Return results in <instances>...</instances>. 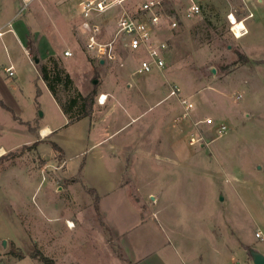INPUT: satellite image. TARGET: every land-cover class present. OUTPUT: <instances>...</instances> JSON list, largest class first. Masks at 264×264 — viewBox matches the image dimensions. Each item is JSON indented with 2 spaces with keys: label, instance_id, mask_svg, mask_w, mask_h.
<instances>
[{
  "label": "rangeland",
  "instance_id": "374dc122",
  "mask_svg": "<svg viewBox=\"0 0 264 264\" xmlns=\"http://www.w3.org/2000/svg\"><path fill=\"white\" fill-rule=\"evenodd\" d=\"M76 1L17 0L21 5L11 11L0 5V14L5 11L21 28L33 53L32 62L18 41L0 43L3 63L16 68L9 76L0 66V264H43L33 253L54 264H130L128 240L141 232L143 250L182 241L193 257L204 256L202 264L215 256L221 264H246L240 245L264 252V77L252 69L240 75L238 63L246 56L241 42L264 40V27L258 36L235 38L228 15L247 17L244 0H197L202 14L188 20L186 0L166 1V11L174 9L183 20L169 34L165 70L148 74L136 73L140 52L123 67L86 54ZM124 6L136 8L135 2ZM206 16L215 29L205 27L204 35L194 37L191 31L206 25ZM52 28L58 38L71 36L69 46L58 45L52 57L71 76L74 94L97 92L94 122L69 124L42 79L36 48ZM258 47L264 52V45ZM68 48L72 57H64ZM248 79L260 83L254 87ZM174 85L181 89L177 97L169 95ZM105 90L127 100L151 97L145 103L119 97L111 107L106 102L100 117L97 97ZM164 96L170 97L158 102ZM180 100L192 105L187 115ZM206 118L212 125L203 123ZM220 123L228 126L223 136ZM46 125L53 133L38 142V128ZM192 134L202 135L200 145L189 146ZM89 189L105 193L104 216ZM128 194L136 211L128 207ZM12 250L25 257L17 259Z\"/></svg>",
  "mask_w": 264,
  "mask_h": 264
},
{
  "label": "built area",
  "instance_id": "2783aa9c",
  "mask_svg": "<svg viewBox=\"0 0 264 264\" xmlns=\"http://www.w3.org/2000/svg\"><path fill=\"white\" fill-rule=\"evenodd\" d=\"M25 0V5H27ZM166 1L172 0H79L77 3V15L80 18V38L83 40L84 50L92 59L100 64L115 62L118 66H125L133 54L140 52L143 59L138 64L136 73L148 74L153 71H163L167 66V55L170 47V36L180 28L181 16L172 9L166 11ZM134 3V9L128 10L124 4ZM175 2V0H173ZM121 8V11H116ZM177 12V13H176ZM114 13L109 20V15ZM202 14L200 2L186 0L184 11L185 19H194ZM230 13L231 32L236 39L248 34L243 21H239L242 27L239 34L235 31L237 26L232 23ZM249 14L248 17H252ZM236 18V17H235ZM237 20V19H236ZM4 32L0 30V36ZM64 56L72 57L73 52L66 50ZM125 56V57H124ZM139 62V61H138ZM9 76H14L12 67L6 69ZM181 89L174 85L169 95L177 97ZM108 95H99L97 102L105 105ZM186 115L192 111V105L187 100H180ZM203 123L212 125L213 120L206 118ZM228 132V126L224 123L218 125V134L223 136ZM202 135L192 134L188 140L190 146L200 145ZM256 237L262 239V233L258 231Z\"/></svg>",
  "mask_w": 264,
  "mask_h": 264
},
{
  "label": "crops",
  "instance_id": "0c3cea01",
  "mask_svg": "<svg viewBox=\"0 0 264 264\" xmlns=\"http://www.w3.org/2000/svg\"><path fill=\"white\" fill-rule=\"evenodd\" d=\"M5 1L6 0H0V5H3V7H5V6L9 7L10 11H11V8H17V6L21 5L20 3L17 2V0L16 1L8 0L7 2H5ZM78 1L79 0L76 1V6H75V10H76L75 13L76 14H77V3H78ZM244 3L246 5V7L248 8L249 14H252L253 16L248 17L249 15H247V17L243 18L242 20H238L236 18L237 21H243V24L246 26V28L248 30V34L243 36L242 38H240L241 40L244 38L248 39V37L252 36L253 34H254V36H255V34H257V36H258L259 33H261V29L263 30V27H264V0H244ZM256 12L259 13L258 18H257V21L253 22V20L256 17ZM4 15H6L5 11L3 12V14L2 13L0 14V30L4 32L3 36H0V43L3 45H9L10 46L11 44L15 45L18 41L21 44L20 47L23 49L26 57L30 61H32V57L30 55V46L27 47L26 36L21 35L22 34L21 28L18 25H16V26H15V24L12 25V22H10L11 19L5 18ZM51 30H52L51 36L50 37L45 36V38L43 37L42 41L39 43V45H37V48H36L38 55H39V57L43 63H45V61L47 60L48 57L52 56V53L56 50L58 45L69 46L68 38L70 39L71 36L68 35L67 36L68 38H63V37L58 38L55 35L56 31L53 28ZM8 35H10V36L8 39H6V37ZM263 42H264V40H260L259 38H258V40L251 38L250 40H246V41L241 42L242 53L246 55L249 62L244 64V65H240V66H242L240 68V72H242V73H240V75L248 74V71L252 69V70L256 71V73L259 74L260 77H264V52L260 51L261 47H258V44L264 45ZM64 57H66V56H64ZM1 65H2L5 72H6L7 68L12 67L13 71H14V76L16 75L15 66H13L12 63H9V65L4 64L3 63V55L0 51V66ZM248 81L252 84L251 86H254V87L258 86L260 83V80L258 81L257 79L256 80L248 79ZM244 83H245V81L243 80L242 84H244ZM127 86L132 87V83H129ZM102 94L108 95L107 96V105H109V107H111V105L113 103H115V101L119 100V97H121V99L125 98V97L119 96V93L114 96L113 94L108 92V90L100 92L98 94V96L102 95ZM148 97L150 98L151 96L148 95ZM169 97L164 96L163 99H160L158 102H161V100H164V99H168ZM149 98H147V96L143 97V98H137V97L132 98L131 97L129 100H127L126 98H125V100L127 101L126 103H128V102L129 103H134V102L145 103V101H147ZM121 99H120V101H121ZM109 107L104 108L103 105H100L97 107L98 109L100 108V110L104 111L100 114V117L103 113L106 112V110ZM132 110H133V108H132ZM166 112H168V111H166ZM91 116H93V115H91ZM85 119H88L90 122H94L93 120H91L92 119L91 117L85 118ZM43 131H45V134L42 133ZM38 132H39L40 138L37 141L41 142L43 138H45V137L47 138V137H49V135H51L53 133V129L49 125H46L43 127H39ZM168 133L174 134L171 131H168ZM62 151H63V149H62ZM113 155H114V153L111 154V156H113ZM166 159L162 160V161H164L165 164L169 163V160H171V158H166ZM112 160H115V159H112ZM116 161L118 162L117 165H119L123 160L118 159ZM124 185L125 184H120V186H124ZM104 194L99 193V195H98V192L96 191V195H98V197L100 198V201L98 198V208H99L100 213L103 216L106 214L105 210H101V205L103 208V203H102L103 199L102 198H103V196H106ZM151 198H152V200H154V198H155L154 195H152ZM126 202L128 204V207H132L136 211V209L138 207H137L136 203H134V201L132 200V197L130 196V194H128V196L126 198ZM107 207H109V206H107ZM154 219L157 221L156 218H154ZM69 222H71V221H69ZM110 229L115 234L113 227H110ZM142 234L144 235V232L130 236L131 238H129V240H128V244H129L128 263H130V264H191L192 260H194V259L196 260V262L200 261V264L203 263L202 259H204V256L202 254L198 253L197 256L193 257V254H192V251H190L191 249L189 248V245H187V244L184 245L183 243H185V242H182V241H181V243H179L178 241L175 242V241L165 240L164 242L160 243L158 246L153 245L151 249L143 250V247H145V246H143V243H145V242H143ZM209 246H210V249L213 250V253H214L213 255H216V253H217L216 244L212 242V244H210ZM247 247L248 246H246V245H244V246L240 245V249H242L245 253V255L242 256L243 257L242 260L245 261L246 264H248L249 262L252 263V261L250 259H247L249 257ZM253 248L260 251L264 255V252H262L261 250L257 249L256 247H253ZM210 258H209V262L211 261ZM211 264H221V262L218 261V256L217 257L215 256V258L212 259ZM232 264H239V263L234 262Z\"/></svg>",
  "mask_w": 264,
  "mask_h": 264
},
{
  "label": "trees",
  "instance_id": "16d2710c",
  "mask_svg": "<svg viewBox=\"0 0 264 264\" xmlns=\"http://www.w3.org/2000/svg\"><path fill=\"white\" fill-rule=\"evenodd\" d=\"M204 19L206 25L195 26L194 29L191 31L194 37H198L201 32H203L204 35L205 27L207 28V30L208 28H214V26H211L212 23L209 17L206 16L204 17ZM206 35H208V33ZM32 54V47H30V55L32 56ZM248 62L249 60L246 56H241V61H238L240 65H244ZM41 75L44 83L46 84L48 90L50 91L58 105L60 106L69 124L84 118L91 117L93 107L96 103V90H93L85 95L81 93L74 94L75 87L71 76L63 68H61L59 61L52 56L48 57L45 63H43ZM62 93L66 95L64 97V100L60 96V94ZM2 106L7 110L11 111V109L8 108L5 104L2 103ZM55 149H57V146H55ZM89 190H91L92 193H94V195L96 196L97 210L100 213L98 208V196L96 195V191L93 189ZM11 254L17 257V259H22L25 257V255L21 251L17 250H12ZM31 258L38 261L39 263L54 264L52 259L42 254L33 253L31 254Z\"/></svg>",
  "mask_w": 264,
  "mask_h": 264
},
{
  "label": "water",
  "instance_id": "95a60500",
  "mask_svg": "<svg viewBox=\"0 0 264 264\" xmlns=\"http://www.w3.org/2000/svg\"><path fill=\"white\" fill-rule=\"evenodd\" d=\"M34 62L39 63V59H36ZM215 71H216L215 69H212L213 73H215ZM96 83H97V81L94 80L93 84H96ZM5 243L6 242L3 241L4 245H5ZM248 256H249V258L253 264H264V255L260 251L254 249V248H248Z\"/></svg>",
  "mask_w": 264,
  "mask_h": 264
},
{
  "label": "bare ground",
  "instance_id": "6f19581e",
  "mask_svg": "<svg viewBox=\"0 0 264 264\" xmlns=\"http://www.w3.org/2000/svg\"><path fill=\"white\" fill-rule=\"evenodd\" d=\"M230 19L232 20V23H235L237 25L235 27V31L239 34V29L242 27V24H240L234 16H231ZM42 133L45 134V131H43ZM67 224L70 228L74 227V224L72 222H68Z\"/></svg>",
  "mask_w": 264,
  "mask_h": 264
}]
</instances>
